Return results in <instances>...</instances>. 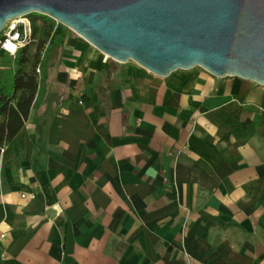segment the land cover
Instances as JSON below:
<instances>
[{
	"label": "crops",
	"instance_id": "0c3cea01",
	"mask_svg": "<svg viewBox=\"0 0 264 264\" xmlns=\"http://www.w3.org/2000/svg\"><path fill=\"white\" fill-rule=\"evenodd\" d=\"M54 46L0 153V264H264V87Z\"/></svg>",
	"mask_w": 264,
	"mask_h": 264
},
{
	"label": "water",
	"instance_id": "95a60500",
	"mask_svg": "<svg viewBox=\"0 0 264 264\" xmlns=\"http://www.w3.org/2000/svg\"><path fill=\"white\" fill-rule=\"evenodd\" d=\"M30 15L160 78L200 68L264 87V0H0V32Z\"/></svg>",
	"mask_w": 264,
	"mask_h": 264
},
{
	"label": "trees",
	"instance_id": "16d2710c",
	"mask_svg": "<svg viewBox=\"0 0 264 264\" xmlns=\"http://www.w3.org/2000/svg\"><path fill=\"white\" fill-rule=\"evenodd\" d=\"M43 26L40 30L39 41L33 56L30 71L20 68L12 78L10 91L0 88V153L1 149L11 143L23 128L29 112L33 106H38L48 94L52 86V79L48 76V69L43 71L41 81H38L36 68L40 64V57L44 46L47 44L46 52L51 50L55 44H61L65 36L70 33L61 26H54L53 21L47 17L39 16ZM36 30L33 29L32 37ZM28 44L24 46L18 55L19 66L28 64ZM1 57H3L1 55Z\"/></svg>",
	"mask_w": 264,
	"mask_h": 264
},
{
	"label": "rangeland",
	"instance_id": "374dc122",
	"mask_svg": "<svg viewBox=\"0 0 264 264\" xmlns=\"http://www.w3.org/2000/svg\"><path fill=\"white\" fill-rule=\"evenodd\" d=\"M29 17L33 21V29L36 30V33L32 37V40L30 41V43L28 44V49H27V56L29 58L28 64H25L22 67L19 66L20 54L14 58L8 57V56L0 57V88L1 87L5 88L7 92L10 91L12 78L18 69L22 68L25 71L31 70V65L33 63V56L35 54V51L38 45L40 30L43 26V23L41 22V19L39 18L38 15H30ZM54 26L57 27L60 25L59 24L56 25L54 23ZM46 49H47V44L44 46L42 50L41 57H40V64L37 66V68L39 69V73L37 74L38 81L42 80L43 71L48 69L49 65L52 63L51 60H52L53 55L55 54L57 46H54L53 49L47 52H46Z\"/></svg>",
	"mask_w": 264,
	"mask_h": 264
},
{
	"label": "built area",
	"instance_id": "2783aa9c",
	"mask_svg": "<svg viewBox=\"0 0 264 264\" xmlns=\"http://www.w3.org/2000/svg\"><path fill=\"white\" fill-rule=\"evenodd\" d=\"M54 23L57 25L56 22ZM32 32L33 21L29 16L7 21L0 32V57L1 55L16 57L20 50L32 40ZM38 73L39 69L37 68L36 74Z\"/></svg>",
	"mask_w": 264,
	"mask_h": 264
}]
</instances>
